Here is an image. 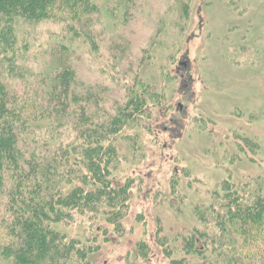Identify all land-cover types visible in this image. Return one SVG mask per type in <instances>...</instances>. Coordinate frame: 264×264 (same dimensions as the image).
Wrapping results in <instances>:
<instances>
[{"label":"rangeland","instance_id":"1","mask_svg":"<svg viewBox=\"0 0 264 264\" xmlns=\"http://www.w3.org/2000/svg\"><path fill=\"white\" fill-rule=\"evenodd\" d=\"M93 4L92 25L76 38L58 22L3 21L15 36L10 51L0 49L12 111L30 118L63 61L75 72L85 121L108 125L118 108L130 116L108 135L119 157L117 182L134 180L124 236L102 223L107 242L97 228L100 251L90 264H132L137 242L147 254L136 264H211L181 251L202 227L195 205L213 204L212 193L228 178L240 197H264V0ZM93 130L95 137L105 132ZM65 135L70 141L74 134ZM86 227L63 230L82 238Z\"/></svg>","mask_w":264,"mask_h":264},{"label":"trees","instance_id":"2","mask_svg":"<svg viewBox=\"0 0 264 264\" xmlns=\"http://www.w3.org/2000/svg\"><path fill=\"white\" fill-rule=\"evenodd\" d=\"M95 11L93 0H0V49L10 51L15 41L3 21L58 22L76 38L91 27ZM60 63L50 77L46 100L32 109L30 118L12 111L14 101L0 81V259L4 264H90L100 251L99 245L94 246L99 231L103 230L102 242H107L102 223L113 225L124 236L121 225L128 216L134 180L117 182L114 161L119 157L108 135L124 129L130 116L118 108L108 125L85 121V105L73 90L75 72L68 62ZM83 124L90 128L80 130ZM93 124L105 131L102 136L95 137ZM65 130L73 131L72 140L67 141ZM211 202L195 205L202 227L195 228L181 251L207 256L211 264H264L263 195L251 200L240 197L228 178L221 190L212 193ZM76 223H86L82 238L69 237L63 230ZM145 248L144 242L136 243L132 264L147 254Z\"/></svg>","mask_w":264,"mask_h":264}]
</instances>
